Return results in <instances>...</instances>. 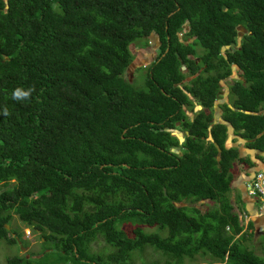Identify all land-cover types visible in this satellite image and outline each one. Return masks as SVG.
Wrapping results in <instances>:
<instances>
[{
	"label": "trees",
	"instance_id": "16d2710c",
	"mask_svg": "<svg viewBox=\"0 0 264 264\" xmlns=\"http://www.w3.org/2000/svg\"><path fill=\"white\" fill-rule=\"evenodd\" d=\"M151 39L135 87L131 43ZM232 64L222 117L264 150V0H0V239L17 243L16 214L43 248L6 264H136L147 248L165 264H264L227 197L234 162L252 161L212 123ZM181 119L179 143L164 127Z\"/></svg>",
	"mask_w": 264,
	"mask_h": 264
},
{
	"label": "crops",
	"instance_id": "0c3cea01",
	"mask_svg": "<svg viewBox=\"0 0 264 264\" xmlns=\"http://www.w3.org/2000/svg\"><path fill=\"white\" fill-rule=\"evenodd\" d=\"M223 80L222 94L220 93L221 97L219 98H221L223 101H228L229 91L226 88L228 83L223 82ZM246 142L247 140L245 138H241V136L236 134L233 129V136L230 140V146H237L239 150V156H248L252 161V164H247L243 161L234 162V165L231 168L233 178L230 183V189L227 193V197L230 204L232 205V210L239 217L240 223L242 224V231L248 232L246 233L245 239L247 240L248 238H252V242L250 241V244L255 247L256 244L259 245L257 242V237L260 236V234H264V215L258 213L259 198L258 196L252 195L247 191V183L254 175V168L258 167L261 171H264V150L248 147L246 146ZM258 150H260V152ZM200 202L204 203V205L208 204L209 208H214L217 206L215 202H211L210 200L206 201L202 199ZM247 241L245 242L247 243Z\"/></svg>",
	"mask_w": 264,
	"mask_h": 264
},
{
	"label": "rangeland",
	"instance_id": "374dc122",
	"mask_svg": "<svg viewBox=\"0 0 264 264\" xmlns=\"http://www.w3.org/2000/svg\"><path fill=\"white\" fill-rule=\"evenodd\" d=\"M135 45V43L131 44V48L134 51H138L139 49H136ZM202 50V47L199 46L198 51L202 52ZM131 74L132 72L129 71L125 73V76L131 79L130 82L135 87H142L144 85V76L140 73L138 74V71H136V74L133 79V74ZM208 206V204L203 205V207ZM12 227L15 231V233L13 234L18 237V241L15 244H9L6 243L3 239H0V264H6V257L15 253L21 254L26 252L28 254H36L43 249L41 245L42 239L40 238V232L38 230H33L32 228L25 226L16 214L13 216L12 219ZM145 229L148 231H159V227L156 225L150 227L147 226ZM163 229L164 230L160 231L161 235H167L168 230L166 228ZM257 238V242L259 243V245L256 244L257 247H253V245L250 244V241L252 242V238H248V241L245 239L242 243L244 244L245 241H247V244H245L249 245L250 248L255 251V253L261 255V257L264 258V234H260V236H258ZM92 248L98 251H102V249L105 248V243L101 238H99L98 240L92 243ZM134 253H137L134 256V262L136 264H165V257L161 256L156 251H152L151 248H147L146 251L141 253H139L138 251H134ZM196 257L197 259L193 260L192 264H220L218 261L212 260L207 255H197ZM185 264H190V262L186 261Z\"/></svg>",
	"mask_w": 264,
	"mask_h": 264
},
{
	"label": "flooded vegetation",
	"instance_id": "af4514ba",
	"mask_svg": "<svg viewBox=\"0 0 264 264\" xmlns=\"http://www.w3.org/2000/svg\"><path fill=\"white\" fill-rule=\"evenodd\" d=\"M249 32L250 31H248L245 27H243L242 25L238 24L236 26L237 44L240 43V40L243 37V35L246 34V33H249ZM151 38H152V36H151ZM134 43L136 44L135 45L136 49H139V50L138 51H134L132 49L133 58H132V61L129 64V66L126 68L125 73L131 71L132 74H133V79H134L136 71H138V74L140 73L141 75H143L144 76V80H145V77L147 76L148 71H149L148 70L149 65L152 62H154L156 59H158V55L160 54L161 49H160L159 43H157L155 41V39H151L148 43H144V41H136ZM131 44H133V43H131ZM226 45H228V47H224V48H229L230 45L229 44H226ZM146 47H148V48H146ZM141 52H142V54H141ZM198 60L199 59L197 58V61ZM233 65L234 64H232V66ZM231 69H232V67H231ZM237 69L238 68L232 69L231 70V74L228 77H226L223 80V82L229 83L232 78H240L241 76L236 73ZM188 78H189V76L186 79H188ZM128 80L131 81V79H129V78H128ZM179 85H180V83H179ZM220 93L222 94V90H221ZM191 99H193L192 96H191ZM193 101H194V99H193ZM197 105H201V104H196V102H194V105L191 106V107H188L187 105H183V108L185 109L186 116L192 118L194 116V113L198 109ZM201 107H202V105H201ZM164 129L165 130H169L171 132V134L177 136L178 139H179V143H181L183 140H181V137L179 136L178 133L182 132V136H184L186 134L185 132L187 131V130H184L183 127H182V119L175 121V127H172V128L164 127Z\"/></svg>",
	"mask_w": 264,
	"mask_h": 264
},
{
	"label": "water",
	"instance_id": "95a60500",
	"mask_svg": "<svg viewBox=\"0 0 264 264\" xmlns=\"http://www.w3.org/2000/svg\"><path fill=\"white\" fill-rule=\"evenodd\" d=\"M225 47H228V45H225ZM236 68V65H233L232 66V69ZM228 89V86L226 87ZM223 100L221 98H217L215 101H214V112H213V119H212V123H215V122H223L226 124L227 126V139H226V143L225 145L226 146H230V140L233 136V125H231V123L227 120H225L222 116H221V107L219 106V104L222 102ZM197 108H201V105H197ZM193 114V113H192ZM186 134H188V132L186 131L185 132ZM179 136L181 137V140H183V136H182V132H179L178 133ZM211 137V135L209 134V138ZM243 138V137H241ZM244 139V138H243ZM217 146V149H218V152H220V147L216 144ZM173 151H176V152H179L178 149L176 148H172ZM260 152V150H258ZM257 170H260V168L256 167L253 169V174L255 173V171ZM264 170V169H263ZM6 227L9 228V225L6 224Z\"/></svg>",
	"mask_w": 264,
	"mask_h": 264
},
{
	"label": "built area",
	"instance_id": "2783aa9c",
	"mask_svg": "<svg viewBox=\"0 0 264 264\" xmlns=\"http://www.w3.org/2000/svg\"><path fill=\"white\" fill-rule=\"evenodd\" d=\"M247 191L259 198L258 213L264 215V171L258 170L247 183Z\"/></svg>",
	"mask_w": 264,
	"mask_h": 264
},
{
	"label": "clouds",
	"instance_id": "9594fccd",
	"mask_svg": "<svg viewBox=\"0 0 264 264\" xmlns=\"http://www.w3.org/2000/svg\"><path fill=\"white\" fill-rule=\"evenodd\" d=\"M33 89L29 88L28 90H24L22 88H16L14 92L12 93L13 99L16 100H22V99H27L30 97Z\"/></svg>",
	"mask_w": 264,
	"mask_h": 264
}]
</instances>
